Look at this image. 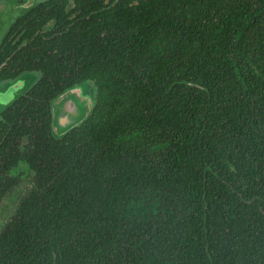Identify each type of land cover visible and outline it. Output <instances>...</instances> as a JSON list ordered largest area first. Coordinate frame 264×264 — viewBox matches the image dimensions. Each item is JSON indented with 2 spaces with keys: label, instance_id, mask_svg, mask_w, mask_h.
Returning a JSON list of instances; mask_svg holds the SVG:
<instances>
[{
  "label": "trees",
  "instance_id": "16d2710c",
  "mask_svg": "<svg viewBox=\"0 0 264 264\" xmlns=\"http://www.w3.org/2000/svg\"><path fill=\"white\" fill-rule=\"evenodd\" d=\"M76 3L27 40L39 78L3 118L0 264H264V0ZM85 82L54 138L50 101Z\"/></svg>",
  "mask_w": 264,
  "mask_h": 264
},
{
  "label": "flooded vegetation",
  "instance_id": "af4514ba",
  "mask_svg": "<svg viewBox=\"0 0 264 264\" xmlns=\"http://www.w3.org/2000/svg\"><path fill=\"white\" fill-rule=\"evenodd\" d=\"M76 4V0H0V131H4V134L10 130L3 119L9 107L29 98L28 93L39 78L32 70H22L27 65L23 56L27 40L44 34H59L61 28L82 19L87 20L89 14L82 18L80 6ZM82 84L93 87L89 82ZM61 94L53 97L49 103L50 134L51 105ZM12 193L0 199L2 215L10 214L15 208L20 195L16 194L17 191ZM3 224L0 222V227Z\"/></svg>",
  "mask_w": 264,
  "mask_h": 264
},
{
  "label": "water",
  "instance_id": "95a60500",
  "mask_svg": "<svg viewBox=\"0 0 264 264\" xmlns=\"http://www.w3.org/2000/svg\"><path fill=\"white\" fill-rule=\"evenodd\" d=\"M94 102V88L88 84L71 87L59 95L51 105V134L61 137L78 126L90 113Z\"/></svg>",
  "mask_w": 264,
  "mask_h": 264
},
{
  "label": "rangeland",
  "instance_id": "374dc122",
  "mask_svg": "<svg viewBox=\"0 0 264 264\" xmlns=\"http://www.w3.org/2000/svg\"><path fill=\"white\" fill-rule=\"evenodd\" d=\"M88 85H89V84H88ZM89 86H90V85H89ZM90 87H91V86H90ZM91 88H93V87H91ZM1 98H2V97H1ZM1 98H0V102H1V100H2ZM9 101H10V99H9L7 102H9ZM2 214H3V213L1 212V213H0V221L3 220V218H2Z\"/></svg>",
  "mask_w": 264,
  "mask_h": 264
}]
</instances>
